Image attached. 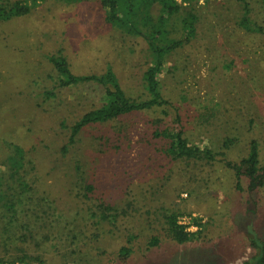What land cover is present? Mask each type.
Wrapping results in <instances>:
<instances>
[{
	"label": "rangeland",
	"instance_id": "obj_1",
	"mask_svg": "<svg viewBox=\"0 0 264 264\" xmlns=\"http://www.w3.org/2000/svg\"><path fill=\"white\" fill-rule=\"evenodd\" d=\"M17 1L0 4L10 7ZM23 1L32 6L28 14L0 20V157L12 142L35 157L41 175L36 186L40 196L44 191L51 196L53 207H43L26 221L40 231L48 211L50 223L60 230L45 243V264H124L119 257L123 246L133 249L126 264H242L251 259L256 250L250 230L264 240V186L250 191L243 178L238 188L234 172L221 161L239 162L256 140L264 164V33L240 26L242 5L237 0H178L183 9L193 2L199 19L195 38L168 56L161 76L163 94L177 109L93 124L63 153L71 125L102 106L105 97L96 83L59 87L49 56H66L76 74H102L113 67L126 93L143 99L152 54L142 36L109 23L102 0ZM250 2V16L264 23V1ZM180 17L170 20L169 37L183 35ZM177 115L194 144L224 153L219 161L203 164L166 155L153 132L177 126ZM77 160L85 162L97 188L90 204L119 206L117 221L90 224L88 204L67 181V174L74 177ZM171 212H179L185 224L199 218V235L184 245L171 239L165 224ZM154 235L161 239L157 247L149 243ZM43 237L37 238L44 243Z\"/></svg>",
	"mask_w": 264,
	"mask_h": 264
},
{
	"label": "trees",
	"instance_id": "obj_2",
	"mask_svg": "<svg viewBox=\"0 0 264 264\" xmlns=\"http://www.w3.org/2000/svg\"><path fill=\"white\" fill-rule=\"evenodd\" d=\"M237 1L244 11L240 26L246 31L263 34L264 23L255 21L250 16L252 11L250 0ZM101 3L109 23L131 34L142 36L148 43L152 54L151 65L144 75L148 95L143 99H134L129 96L113 67H108L102 74H76L66 56L50 55L49 60L59 76V87L68 88L96 83L101 86L105 97L102 106L87 111L71 125L68 141L62 149L63 153H68L78 142L81 132L93 124L110 122L128 114L157 108H163L166 115L172 108L177 109L163 94L161 76L168 56L179 47L191 42L196 36L199 17L192 6L193 2L190 8L185 6L184 9L178 0H102ZM31 7L23 0L15 2L10 7L0 4V20L28 14ZM182 10L186 12L184 15L181 14ZM174 15L181 16L179 20L184 33L179 38L169 37L171 30L168 25ZM162 121V118L154 120V124L158 125ZM175 122L177 123L175 127L160 126L153 132V137L162 143V150L168 157L172 160L185 159L203 164L219 161L218 156L224 154L223 152H215L211 147L194 144L186 136L179 115ZM224 146L229 147L227 141ZM8 147L7 154L0 157V264H45L47 251L45 243H48L60 230L57 231L56 227L50 223L52 216L48 211L47 218H42L40 231L31 227L26 218L40 215L41 209L45 206L52 209L51 196L46 191L40 196L41 191L36 186V182L41 180V175L36 173L35 157L32 156L31 151L13 142L9 143ZM116 148L121 150V143H118ZM221 161H224L226 166L234 172L238 188L242 189L243 178L249 180L250 191L264 186V164L260 163L256 140L252 141L249 154L239 162L227 159H221ZM84 165L85 162L77 160L74 163V177L70 178L67 174V181L72 184L69 189L88 204L87 213L90 224L100 226L110 222L111 219L117 221L120 215L119 206L106 201L90 204L97 188L95 182L84 170ZM53 169L55 170L54 167ZM123 212L125 215L128 214V211ZM180 215L179 212L166 214L165 224L168 236L178 244L184 245L199 235L202 224L199 218H194L193 223L198 229L189 230L188 225L180 222ZM42 226L45 228L41 230ZM40 234L44 236V243L37 238ZM29 239H32L33 244ZM149 243L151 247L159 246L160 236L154 235ZM250 244L256 250V254L242 264H264V240L253 233V230H250ZM132 252L133 249L129 246L121 247L119 250L121 263H128Z\"/></svg>",
	"mask_w": 264,
	"mask_h": 264
},
{
	"label": "built area",
	"instance_id": "obj_3",
	"mask_svg": "<svg viewBox=\"0 0 264 264\" xmlns=\"http://www.w3.org/2000/svg\"><path fill=\"white\" fill-rule=\"evenodd\" d=\"M181 222V221H180ZM182 223V222H181ZM182 224H185V223H182ZM186 225H188V229L189 230H192L193 231V227L195 226V227H197L196 225H193V224H191V222L189 223V224H186ZM198 228V227H197Z\"/></svg>",
	"mask_w": 264,
	"mask_h": 264
}]
</instances>
